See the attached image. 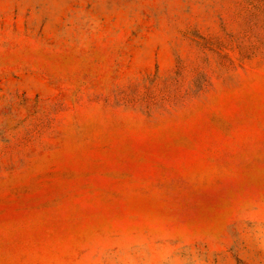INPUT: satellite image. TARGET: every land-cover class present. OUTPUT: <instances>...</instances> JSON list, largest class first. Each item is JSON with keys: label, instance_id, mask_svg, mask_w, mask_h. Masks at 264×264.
Instances as JSON below:
<instances>
[{"label": "rangeland", "instance_id": "rangeland-1", "mask_svg": "<svg viewBox=\"0 0 264 264\" xmlns=\"http://www.w3.org/2000/svg\"><path fill=\"white\" fill-rule=\"evenodd\" d=\"M0 264H264V0H0Z\"/></svg>", "mask_w": 264, "mask_h": 264}]
</instances>
